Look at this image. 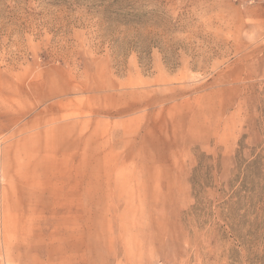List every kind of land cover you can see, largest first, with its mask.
Masks as SVG:
<instances>
[{"label":"rangeland","instance_id":"374dc122","mask_svg":"<svg viewBox=\"0 0 264 264\" xmlns=\"http://www.w3.org/2000/svg\"><path fill=\"white\" fill-rule=\"evenodd\" d=\"M262 167L264 0H0V264H264Z\"/></svg>","mask_w":264,"mask_h":264},{"label":"trees","instance_id":"16d2710c","mask_svg":"<svg viewBox=\"0 0 264 264\" xmlns=\"http://www.w3.org/2000/svg\"><path fill=\"white\" fill-rule=\"evenodd\" d=\"M255 162L262 165L260 159ZM263 169V167L258 169L259 171L262 170L259 172V178L264 176ZM242 198L250 203L249 213L255 214L257 220H260L258 224L252 226L254 233L261 232L264 228V184L261 185L260 182L255 183L248 189V194L244 195Z\"/></svg>","mask_w":264,"mask_h":264}]
</instances>
